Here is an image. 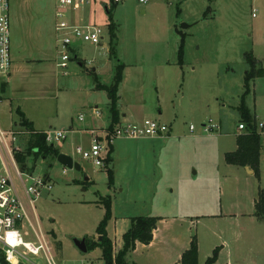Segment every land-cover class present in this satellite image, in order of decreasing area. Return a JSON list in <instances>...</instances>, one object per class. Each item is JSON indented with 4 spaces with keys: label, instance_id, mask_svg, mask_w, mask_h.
Wrapping results in <instances>:
<instances>
[{
    "label": "rangeland",
    "instance_id": "obj_1",
    "mask_svg": "<svg viewBox=\"0 0 264 264\" xmlns=\"http://www.w3.org/2000/svg\"><path fill=\"white\" fill-rule=\"evenodd\" d=\"M56 6L57 0H10L15 68L11 77L0 79L1 127L24 131L23 112L37 130L67 132V138L55 147L81 165V171L66 169L57 159L43 157H32L27 164L35 176L53 182L51 193L35 206L54 246V262L104 264L100 248L84 254L75 240H99L97 230L106 214L102 203L107 198L112 202L107 231L117 248L131 218L140 216L168 221L188 220L186 216L192 215L189 221L195 226L176 219L168 236L193 241L198 214L219 209L218 182L224 176L234 178L223 155L232 146L241 120L237 108L249 70L245 54L253 53L264 67V0H152L147 6L136 1L115 6L111 0H96L85 13L74 16L87 15L92 26L104 30V39L100 46L79 44L65 70L56 66L60 57ZM111 24L116 30L117 59L109 54L114 44ZM183 24L190 28L183 30ZM182 39L186 45L180 64ZM119 63L125 65L118 89L121 113L132 121L159 120L170 131L155 138L115 139L110 165L105 162L109 147L103 141L104 164L96 169L77 149H90L89 128H107L108 94L97 85L111 86ZM246 105L256 115L257 126L263 124L264 77L253 81ZM96 107L100 117L94 114ZM219 121L220 131L199 132L203 125ZM257 131L262 134L260 169L247 179L264 192V128ZM20 138L24 149L25 138ZM109 169L114 172L113 184ZM14 182L20 186L16 175ZM223 184L222 199L241 197L236 186L227 192L228 185ZM204 239L208 247V237ZM159 258L160 254L156 257L141 249L135 260L159 264ZM128 260L134 261L131 255Z\"/></svg>",
    "mask_w": 264,
    "mask_h": 264
},
{
    "label": "built area",
    "instance_id": "obj_2",
    "mask_svg": "<svg viewBox=\"0 0 264 264\" xmlns=\"http://www.w3.org/2000/svg\"><path fill=\"white\" fill-rule=\"evenodd\" d=\"M117 5L137 2L141 6H147L152 0H111ZM96 0H57L56 47L60 53L57 66L65 70L71 60L73 50L83 42L100 46L104 39V30L82 22L75 23V13L83 12ZM106 5V4H105ZM107 6V5H106ZM108 8V6H107ZM10 0H0V79L9 77L13 69V57L11 49V17ZM84 15V14H82ZM256 16L255 14L253 15ZM97 112V111H96ZM98 114V112H97ZM99 115V114H98ZM81 121L84 118L80 116ZM212 122V121H211ZM209 123L203 125L202 131L209 132L220 130L219 125ZM261 130L264 123L258 126ZM244 124L239 125V131H245ZM193 126L190 131H194ZM169 126L159 120L146 119L138 123H124L115 128L113 133L103 132L107 148L110 142L117 138H155L169 133ZM24 131H6L0 125V256L5 264H42L45 260L48 264L54 262V246L50 237L41 226L40 216L36 209V203L53 189L52 179L49 177L35 176L34 170H23L18 160V155L24 152L21 147V138ZM67 132H45L46 143L56 145L67 137ZM93 141L89 150L78 148L77 151L84 159L92 160L95 167L100 168L104 164L102 152L105 146L101 145V136L97 131H91ZM30 169V168H29ZM17 176L20 186L14 182ZM29 239V240H28Z\"/></svg>",
    "mask_w": 264,
    "mask_h": 264
},
{
    "label": "crops",
    "instance_id": "obj_3",
    "mask_svg": "<svg viewBox=\"0 0 264 264\" xmlns=\"http://www.w3.org/2000/svg\"><path fill=\"white\" fill-rule=\"evenodd\" d=\"M90 6H87L86 7L87 9L85 10H88ZM142 12L145 13L146 11L143 10ZM73 20L75 23H79V24H82V22L90 24L89 19L85 14L79 18H76L74 16ZM109 54H110V49H109ZM57 63L58 60L56 61V66ZM12 67H13L12 69L13 71L15 68L14 60ZM57 67L59 68V66ZM9 77H11V74L9 75ZM109 106H110V100H109ZM223 108L225 109L226 106H224ZM118 110H119V103H118ZM93 111L96 117H100L97 107ZM96 111L98 112L99 115L97 114ZM119 112H120L119 115H120L121 124L128 122L138 123L146 119H150V118H145L142 121L140 119H138L140 121L138 120L132 121L128 119L127 114L121 113L120 110ZM110 118H111V114H110ZM111 123H112V118L110 119L107 128L99 130L91 127L88 129V133L91 134V131H97L98 135L101 136L100 137L102 140L101 142L103 143V141H105V136L103 132L104 131L107 132L106 130H109ZM220 124L221 123L219 121L217 125ZM240 124L242 123L240 122ZM201 129H199V132L202 131ZM43 132H48V131H43ZM220 133L222 134V130ZM243 133L244 132L239 131V126H238V132L235 134V139L231 144L232 146H230V148L223 155L224 159H225V155L228 154V152L236 151L237 138L239 135ZM224 144L227 145V143ZM95 168L98 169L97 167ZM227 168H229V170L233 173L234 178L231 179L230 177L224 176L221 179V181L218 182V186L221 185L220 196L222 198L224 197L222 196L224 195V192L222 191V186L224 185L223 183H226L228 185L226 188L227 192L229 191L231 192L232 187L236 186L237 189L241 190L242 195L240 198L231 197L226 200L221 198L220 202L218 203L219 205L217 206L219 209L217 210L213 209L212 212H209L208 210H203V212L198 214L200 216H198L199 218L196 220V223H198L200 230L199 229L197 230L196 240L198 241L199 264H206L208 259H210L213 256L215 250H218L216 264H264V220L263 221L259 220L255 215L256 200L258 198L259 191L257 189H254L253 185L250 186V180L247 179V176L254 175L255 171L249 167L240 168L232 165H228ZM234 168L237 169L235 170ZM243 184L247 186L245 190H243V188L240 189L238 186ZM244 191L246 192L244 193ZM243 193L245 195H243ZM191 217L192 215L186 216L188 220L184 219L183 217H176V218L168 219V221L160 217L161 219L157 223L158 227L153 234L152 243L150 245L138 243L136 250L131 253V258L132 260H134L133 262L138 263L137 260L135 259L136 257H138L141 249H144V250H148L149 254H155L156 257L160 254L159 259H161V261H159L160 262L159 264H181L182 254L191 247L193 241H191V239L180 240V238H174L172 235L169 237L168 233L171 227H173V225L176 224L175 223L177 222L176 219L179 220L180 222H185V221H189ZM189 223L190 226L192 227L195 226L194 221H189ZM205 237H208L207 240L209 244L208 247L205 246V242H206L204 239ZM119 242L120 245L118 246V248L114 246V251L116 250V252L117 249L120 250L122 247L123 244L122 238L121 241ZM173 245L176 248H174Z\"/></svg>",
    "mask_w": 264,
    "mask_h": 264
},
{
    "label": "trees",
    "instance_id": "obj_4",
    "mask_svg": "<svg viewBox=\"0 0 264 264\" xmlns=\"http://www.w3.org/2000/svg\"><path fill=\"white\" fill-rule=\"evenodd\" d=\"M110 13V12H108ZM109 26L110 37L112 39V48H110V56L117 59V46H116V30ZM181 48L179 52V59L181 64L182 57L185 50V42L182 39ZM78 60V58H75ZM245 60L248 62L249 70L245 73V85L244 94L242 96L241 105L237 108L238 113L241 116L240 122L246 126L245 133L241 134L237 138V149L233 152H228L225 155V163L227 165L237 166L240 168L249 167L255 171V174L259 173V165L262 153V134L257 131L256 115L252 114L246 105L247 95L251 92V85L253 81L257 78L264 77V67L261 66L259 60H257L252 53L245 54ZM82 65V64H81ZM83 66V65H82ZM125 65L119 63L116 76L114 77V84L111 86L97 85L98 90H105L108 94V99L110 100V114L112 118V123L109 127L108 132L113 133L115 128L120 125V115L118 113V89L120 81L122 79V72ZM22 117V126L24 128V138L25 146L24 152L19 154L18 160L23 170H31L27 166L29 159L43 157L44 160L50 158L57 159L59 152L55 145L47 144L45 132L38 131L34 128L33 122H30L25 118L24 113H20ZM113 145L109 138V152L105 158L106 165H110L113 161L112 153ZM110 183L114 182V172L111 169L108 170ZM111 200L109 198L104 199L102 203L106 207V214L104 220L99 224L97 233L99 235V240L92 241L87 237L88 252L94 251L97 248L102 250V261L104 264H138L135 262H130L128 260L129 255L136 250L138 243H143L145 245H150L153 240L154 231L158 227V221L160 217H150V216H140L131 218L130 228L123 233L122 242L123 246L120 251L115 254L114 243L109 237L107 227L108 222L112 216ZM255 215L259 220H264V192H259L258 198L256 200V211ZM59 250L61 249V244L59 243ZM218 250H215L213 256L208 259L206 264H216L217 262ZM0 264H5L2 260ZM181 264H199L198 258V241L196 238L193 239L191 247L186 250L181 256Z\"/></svg>",
    "mask_w": 264,
    "mask_h": 264
},
{
    "label": "water",
    "instance_id": "obj_5",
    "mask_svg": "<svg viewBox=\"0 0 264 264\" xmlns=\"http://www.w3.org/2000/svg\"><path fill=\"white\" fill-rule=\"evenodd\" d=\"M104 7L106 9L107 12L108 11V8L107 6L104 4ZM182 29L183 30H188L190 27L187 26L186 24H183L182 26ZM57 161L60 165H62L64 168L66 169H74L76 171H81V165L76 162L74 160V158L70 155H65V154H59L58 158H57ZM99 169V168H98ZM86 180H88V178L86 177ZM75 243H76V246L77 248L80 250V252L84 253V254H87L88 253V243H87V238H84L82 240H75ZM1 256H0V261H1Z\"/></svg>",
    "mask_w": 264,
    "mask_h": 264
}]
</instances>
